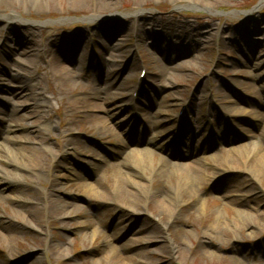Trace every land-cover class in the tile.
Instances as JSON below:
<instances>
[{"label": "rangeland", "instance_id": "obj_1", "mask_svg": "<svg viewBox=\"0 0 264 264\" xmlns=\"http://www.w3.org/2000/svg\"><path fill=\"white\" fill-rule=\"evenodd\" d=\"M11 1L9 9L0 5V88L28 85L26 94H40L38 104L49 110L43 109L48 116L40 131L46 144L37 148L44 169L21 170L8 186L6 173L15 170L0 161V264H264V179L222 164L240 157L234 152L242 147L264 148V0H218L210 8L114 0L109 9L94 8L97 0L80 9H71L69 0ZM10 13L20 20H5ZM14 35L37 43L33 56L9 54L16 41L8 38ZM74 37L88 44L97 67L106 64L112 85L60 48L59 39ZM54 58L73 80L63 94L42 71L52 73ZM95 97L108 101L107 118L120 138L98 131L81 114ZM129 97L138 98L133 108ZM25 101L0 92V152L12 146L8 137H25L21 143L29 150L40 139L22 123L14 133L6 130L9 120L2 114L16 112L13 121L22 120ZM76 101L80 107L63 108ZM239 109L243 115L228 116ZM132 149L151 150L153 163L199 160L204 182L180 195L171 166L161 165L151 179L137 171L146 190L123 187L137 197L107 203L84 195L83 183L112 189L110 166L133 171L127 160ZM157 198L169 200L172 213L159 211ZM128 204L133 209H125ZM238 207L248 215H237ZM251 222L254 231L246 228ZM221 224L227 232L218 240H200V233ZM250 233L257 234L249 238Z\"/></svg>", "mask_w": 264, "mask_h": 264}, {"label": "bare ground", "instance_id": "obj_2", "mask_svg": "<svg viewBox=\"0 0 264 264\" xmlns=\"http://www.w3.org/2000/svg\"><path fill=\"white\" fill-rule=\"evenodd\" d=\"M55 0H48L44 3L46 4L48 2V5L53 4ZM62 1V0H58ZM175 2H184L185 5L184 7H201V8H210L211 7H216V3L218 0H174ZM92 2L91 0H69L70 7H73L71 9H80L83 6L90 5ZM14 3L11 0H0V5L6 7V9H9L10 7H14ZM43 4V3H41ZM40 5V4H39ZM37 5V6H39ZM103 6V8H112L114 6V0H97L96 5H94V8L98 6ZM137 13V12H136ZM138 15V13H137ZM5 20L7 21H18L19 15L16 13H10L4 15ZM96 17L93 16L90 20H95ZM23 23V22H22ZM177 33V32H176ZM13 42L14 40L16 41V45L14 48H12L9 52V54H14V55H19V56H25L28 58L29 56H33L34 52L33 49L34 47L37 46V43L34 42L32 43L31 41H26L23 38L21 39L20 37L13 36L11 39L10 37L8 38ZM178 40H184L183 37L180 35L177 37ZM55 42V41H54ZM53 42V43H54ZM57 42L60 43V48L63 47L68 56H72V62H76V65L79 67L82 66L87 70H95V72H98L101 77V81L103 84L107 85H112V82L108 80L109 76L112 74L106 66L105 63H102L100 68L97 67L96 63L93 61V57L88 54L87 52V47L88 44L84 43L79 37H74L70 39H59ZM184 42H186L184 40ZM118 50H121L122 46H116ZM108 48H110L108 46ZM10 55V58H11ZM64 56H62L63 58ZM9 60V59H8ZM32 61V59L30 60ZM10 62V61H9ZM20 67H25L24 63H17ZM50 68L51 72L49 73L46 70L43 71V74L45 78L48 80H57L59 83V87L61 88L60 91L57 92V94L63 92H68L70 86L73 84V80L70 75V69L66 67V65L63 63V61L60 58H54L51 59L50 61ZM11 66V63H6V68L9 69ZM30 68V67H29ZM28 68V69H29ZM99 68V69H98ZM25 69L24 71H26ZM29 78V80H31ZM35 82V81H34ZM32 88L29 89L28 85H20L15 87V89H9V88H0V92L5 93L7 96L13 98V99H19L22 97H25V102L22 103V107H24L25 111V116L23 117L22 120H15L13 121V114L16 112H9V113H4L5 118H8V122L6 124V130L8 133H14L16 129L21 127V123L26 126L32 133H35L38 135L39 140H37L36 147L35 149H27V147L22 146L21 142H26L25 137H16V138H10L8 137V142H11L12 146L10 148H4L0 152V161L2 160L3 162H8L9 165H11L15 171L6 173L7 175L9 174V181H6L8 183V186L12 183L15 182L16 178H20V171H28L32 173H40L41 170L44 169V158L43 156L37 151V148H41V146H44L45 140L42 139V135L40 133L41 130H43V121L46 119V116H48L47 112L43 109L49 110L47 105L44 103H39L38 101L40 99V94L38 93H30V95L26 94L29 93V90L31 91ZM144 89V83L143 85L140 86L139 93L137 94V97L139 98L141 91ZM96 98V97H95ZM125 98V97H123ZM138 98L136 100H133L132 98L129 97V105L133 106L135 103H137ZM37 100V102H36ZM94 102H90L86 106V111H80L81 114H85L88 119H90V123H92V126L97 128L98 131L100 130L103 132V134H115L120 138L119 134L114 133L113 127L110 125V121L107 118V113H110V110H107L106 106L109 105L108 101H100L99 98L94 99ZM30 102H34L35 104H30ZM100 101V102H97ZM3 104V102H2ZM78 105L80 107L81 102L76 101L70 103L68 106H64L63 108H71L74 109V106ZM40 106V107H39ZM38 108V109H37ZM141 112V111H140ZM226 114V113H224ZM232 115L233 118L239 117V115H243L244 112L240 109L237 111H232L228 114ZM110 118V116H109ZM134 119V118H133ZM5 119L3 118L0 123H5ZM26 121V122H25ZM18 123V124H15ZM20 123V124H19ZM43 126V127H42ZM114 131V132H113ZM123 141H120L122 143ZM16 145V147H15ZM20 148H24L23 151H21ZM180 149V147H178ZM28 152V153H26ZM61 152V151H60ZM241 153L240 157H236V159H226L224 158L222 160L223 167L227 168V170H232V171H237V172H243V173H249L251 178L257 181V179H264V148L261 146L254 144V149L252 151H249L248 147H242L235 151L234 153ZM26 153V154H25ZM152 151L149 149H132L129 152V156L127 157V160L130 162V167L133 171H121L114 169L113 166H110L109 169L112 170L111 178L113 179V187L111 190H104L99 184H89V183H83V191L84 195L87 196L88 198H93L96 200H100L103 202H115V203H121V201L124 198L127 197H137L132 191L129 189H124L123 187L126 188H131V187H137L139 190H146L148 188V185L145 183H142V181L139 178V175L137 171H141L143 173V177L147 176L148 179L152 178V175H155V173L160 171L161 165L162 166H171L172 172L174 173V177L176 176V190L178 194L182 195L184 192H189L190 189H193L196 187V185H200L204 182V177L205 173L204 170H202L199 166H197V162L199 160H195V164H175V165H170L169 162L161 158L158 160V163L151 161V156H152ZM230 154V152L228 151ZM252 154L254 159H250L249 155ZM233 160V161H232ZM235 160V161H234ZM114 169V170H113ZM159 169V170H158ZM0 170H2V166H0ZM158 170V171H157ZM3 171V170H2ZM2 171H0V177L2 176ZM18 171V172H17ZM157 175V174H156ZM159 177H162V174H158ZM11 180V181H10ZM84 180V179H82ZM85 182V180H84ZM56 183V182H55ZM58 185V184H56ZM51 188V187H50ZM118 189V190H117ZM125 190V191H124ZM47 200L46 202L48 203L50 201V204L54 201L53 200V193H49L46 195ZM125 200V199H124ZM156 202V207L159 211H162L163 213H169L170 206H169V200L164 199V198H157L155 200ZM195 202H198L197 200ZM125 209H133L132 204H128L127 206H124ZM239 211H237V215H248V212L243 209L242 207H238ZM23 211V209H21ZM172 213V211H171ZM209 215L207 216V219H209ZM218 221V225L220 222V217L216 216ZM33 220H28L26 221L27 224L31 225H36L35 222H32ZM236 223H238L236 221ZM224 226H221V228L218 226L217 229H215L214 232L209 233L208 229H206L205 234L200 233L201 238H209L211 240H218V236L222 234L223 232H227V228L225 227V224H221ZM239 225V223H238ZM214 226V225H213ZM255 224L253 222L248 223L246 228L249 230L254 231ZM97 234V231H94L92 234V238ZM257 234V233H256ZM255 233H250L249 238H252L253 235H256ZM203 236V237H202ZM90 237V238H91ZM198 239V241L200 242ZM10 255V254H9Z\"/></svg>", "mask_w": 264, "mask_h": 264}]
</instances>
